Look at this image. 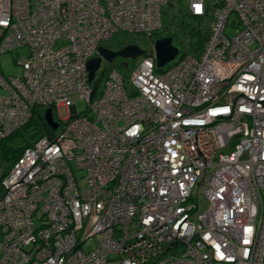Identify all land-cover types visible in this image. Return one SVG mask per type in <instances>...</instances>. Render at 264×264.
<instances>
[{
    "label": "built area",
    "instance_id": "obj_1",
    "mask_svg": "<svg viewBox=\"0 0 264 264\" xmlns=\"http://www.w3.org/2000/svg\"><path fill=\"white\" fill-rule=\"evenodd\" d=\"M169 1L0 0V54L30 50L0 72V139L36 107L58 124L1 182L0 264H264V0H185L212 8L200 55L102 58L88 81L100 45L152 38Z\"/></svg>",
    "mask_w": 264,
    "mask_h": 264
},
{
    "label": "trees",
    "instance_id": "obj_2",
    "mask_svg": "<svg viewBox=\"0 0 264 264\" xmlns=\"http://www.w3.org/2000/svg\"><path fill=\"white\" fill-rule=\"evenodd\" d=\"M164 15L168 17L166 27L155 32L152 38H148L147 45L143 47L137 40L129 43L138 44L144 49L145 54H149L153 51L152 44L155 39L173 34V37L178 35L183 43V48L180 50L181 55H200L210 35L212 8L207 7L203 15H192L181 0H170L164 9ZM50 132L51 129L44 120L43 108L36 107L33 109L31 118L20 129L7 138L0 139V195L2 193L1 182L23 149L32 145L38 137ZM15 139L21 144H16Z\"/></svg>",
    "mask_w": 264,
    "mask_h": 264
},
{
    "label": "water",
    "instance_id": "obj_3",
    "mask_svg": "<svg viewBox=\"0 0 264 264\" xmlns=\"http://www.w3.org/2000/svg\"><path fill=\"white\" fill-rule=\"evenodd\" d=\"M173 34L159 37L153 42V52L157 69L163 68L166 64L173 61L179 54L180 48L173 43ZM145 53L144 49L135 43H128L119 49H109L103 45L98 47L99 56L87 61L88 81L91 82L99 69L102 58L107 62H113L120 58V66L127 68L128 59L135 60ZM44 120L51 129H56L58 124L54 120L53 111L47 108L43 112Z\"/></svg>",
    "mask_w": 264,
    "mask_h": 264
},
{
    "label": "rangeland",
    "instance_id": "obj_4",
    "mask_svg": "<svg viewBox=\"0 0 264 264\" xmlns=\"http://www.w3.org/2000/svg\"><path fill=\"white\" fill-rule=\"evenodd\" d=\"M182 3L185 5V0H181ZM233 19V17H230L229 21L231 22ZM168 22V17L166 15H163V27H166ZM161 31V30H160ZM133 40H137L143 47L145 45H147V43L149 42L148 38L142 36V35H138V34H130V33H125V32H120L117 33L115 35H113V37H111L108 41L105 42V44L110 47V48H114V49H118L121 46H123L126 43H129ZM173 43L174 45L178 46L180 48V50H182L183 48V43L182 41L179 39L178 35H176L173 38ZM151 44L149 43V46ZM152 49H153V44H152ZM30 53V50L27 46H23V47H19L10 51H7L5 53L0 54V72L1 74L5 77L8 78L9 76H15V77H20L22 75V66L20 64V62L22 61L23 58H27L28 55ZM120 58H116L113 61V64L115 67H117V69L123 73V74H127L130 72V70L133 68L136 60H131L128 59V67L124 68L122 66H120ZM103 86V81L100 83L99 85V90L102 88ZM78 105V110L82 111L85 108V103L82 101L77 102ZM59 113L60 116L62 117H67L70 114V111L64 107L59 109ZM14 142L18 145L21 144V142L19 140H14ZM76 175L80 178V183L84 184V172L82 170H77L76 171Z\"/></svg>",
    "mask_w": 264,
    "mask_h": 264
},
{
    "label": "flooded vegetation",
    "instance_id": "obj_5",
    "mask_svg": "<svg viewBox=\"0 0 264 264\" xmlns=\"http://www.w3.org/2000/svg\"><path fill=\"white\" fill-rule=\"evenodd\" d=\"M105 47H108L107 45H105ZM109 48V47H108Z\"/></svg>",
    "mask_w": 264,
    "mask_h": 264
}]
</instances>
